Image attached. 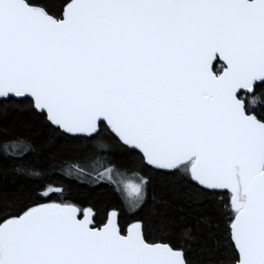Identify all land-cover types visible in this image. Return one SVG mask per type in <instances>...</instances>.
Wrapping results in <instances>:
<instances>
[{"label":"snow or ice","instance_id":"1","mask_svg":"<svg viewBox=\"0 0 264 264\" xmlns=\"http://www.w3.org/2000/svg\"><path fill=\"white\" fill-rule=\"evenodd\" d=\"M0 264H264V0H0Z\"/></svg>","mask_w":264,"mask_h":264}]
</instances>
